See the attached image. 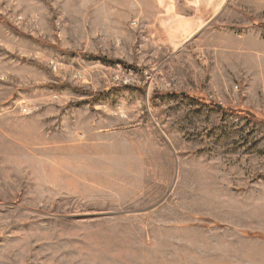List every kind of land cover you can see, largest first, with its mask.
I'll return each instance as SVG.
<instances>
[{"label":"rangeland","instance_id":"rangeland-1","mask_svg":"<svg viewBox=\"0 0 264 264\" xmlns=\"http://www.w3.org/2000/svg\"><path fill=\"white\" fill-rule=\"evenodd\" d=\"M263 234L264 0H0V264H264Z\"/></svg>","mask_w":264,"mask_h":264},{"label":"trees","instance_id":"trees-1","mask_svg":"<svg viewBox=\"0 0 264 264\" xmlns=\"http://www.w3.org/2000/svg\"><path fill=\"white\" fill-rule=\"evenodd\" d=\"M250 235H252V233H250ZM253 235H258V236H256V237L262 236L260 233L253 234ZM263 235H264V234H263Z\"/></svg>","mask_w":264,"mask_h":264},{"label":"water","instance_id":"water-1","mask_svg":"<svg viewBox=\"0 0 264 264\" xmlns=\"http://www.w3.org/2000/svg\"><path fill=\"white\" fill-rule=\"evenodd\" d=\"M219 107H220V108H222V106H221V105H219Z\"/></svg>","mask_w":264,"mask_h":264},{"label":"crops","instance_id":"crops-1","mask_svg":"<svg viewBox=\"0 0 264 264\" xmlns=\"http://www.w3.org/2000/svg\"><path fill=\"white\" fill-rule=\"evenodd\" d=\"M213 5V4H212Z\"/></svg>","mask_w":264,"mask_h":264}]
</instances>
